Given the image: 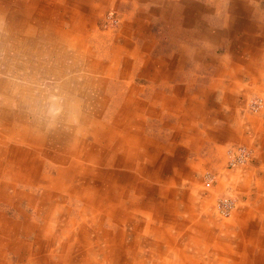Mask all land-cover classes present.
<instances>
[{
  "label": "crops",
  "instance_id": "crops-1",
  "mask_svg": "<svg viewBox=\"0 0 264 264\" xmlns=\"http://www.w3.org/2000/svg\"><path fill=\"white\" fill-rule=\"evenodd\" d=\"M108 1L0 0V14L10 20L15 46L46 49L58 65L69 54L87 87L101 65L90 59V49H78L81 37L100 29L101 7ZM148 1L132 0L120 46L105 49L119 62L101 70L109 72L106 86L114 81L120 87L117 95H107L118 100L107 109L116 110L114 116L108 119L105 110L88 103L105 80H98L92 95L79 94L84 99L77 122L52 131L30 125L25 114L12 126L18 111L0 108V264H199L188 256L187 246H195L197 253L202 246L205 255L225 253L214 258L218 264H264V204L244 211L237 241L228 236L214 244L218 235L213 237L200 219L195 200L183 184L172 187L179 181L173 176L186 172L181 159L197 155L191 164L199 167L222 160L228 144L242 142L253 153L259 149L246 134L258 129L257 122L246 127L239 118L244 101L264 83V15L248 9L251 0H226L224 12L207 11L202 3L193 11L195 0H179L175 14L166 7L146 14L137 3ZM168 12L174 14L168 23L182 35L178 46L166 51L170 38L163 31L157 44L144 32L150 27L145 17ZM133 37L139 44H132ZM99 98L104 107V95ZM50 190H55L53 203L46 202ZM34 191L46 198L32 199Z\"/></svg>",
  "mask_w": 264,
  "mask_h": 264
},
{
  "label": "rangeland",
  "instance_id": "rangeland-1",
  "mask_svg": "<svg viewBox=\"0 0 264 264\" xmlns=\"http://www.w3.org/2000/svg\"><path fill=\"white\" fill-rule=\"evenodd\" d=\"M155 1V2H152ZM171 1V2H170ZM174 1V0H173ZM177 0L176 3L172 2V0H151L147 3H137L138 7L148 14V11L152 8L157 9H164L165 7L167 9H170L171 12L175 14V11L180 10V6H182ZM194 1V0H191ZM226 0H195L192 3V9L195 10L197 4L202 3V5L206 8L207 11H215L219 9L221 12H224L227 10L226 3H224ZM251 0L250 5L248 6V9L251 11L255 10L257 16L264 15V0ZM132 0H129L128 3L125 4V2L120 0H112L108 1L104 4L101 9H103L102 12H100L99 21H98V27L100 28L97 30L94 34L96 35H84L82 39L81 47L78 49L79 51L82 50H88L90 49L91 54H88L90 59H95L94 62H97L101 65V68L98 69V73H93L91 82L87 87L85 82H82V86L79 89V94L85 93V95H92L91 91L93 92L94 85H98V80H105L103 83L101 82V90L97 94H93V97L88 103L91 105V109L96 105L99 110H105L103 115L106 116V118H111L114 116L116 110H107L108 107L111 105L113 106L115 101L118 100H110L107 98V95L109 92H111L113 95H117L119 91V85L118 83L111 81L108 86H106V80L110 79V76L107 74L108 71H105V73H102L101 70L104 68L107 70L111 66H118L119 62H117L113 58V54L105 53V49L110 48L111 46H120V37L124 35L121 31L124 28V25L128 22V14L131 12V7H133ZM195 5V6H193ZM203 7V8H204ZM190 10V7H188ZM162 12V11H161ZM174 14H170L168 12L165 13V15H156V16H147L145 17L146 23H149L150 27L146 28L145 35L152 36L153 40L155 41V44L159 41L158 33L166 34L170 41L165 38H162L161 40L163 43L167 42L169 45L167 46L166 51H169L170 49H174L178 46L177 44V38L178 36L182 35L179 28L175 27L174 25H170L168 22H171L170 19L174 20ZM168 17V18H167ZM261 18H259L260 20ZM151 23V24H150ZM164 25H170L169 27H164ZM164 33H163V32ZM96 36V39L94 37ZM164 39V40H163ZM102 40V43L101 41ZM139 40L137 37L132 38V44L135 42L139 44ZM140 46V45H138ZM61 46H59V55L64 54V51L61 53ZM93 52H92V51ZM68 52V49H67ZM65 52V54L67 53ZM78 51H74L75 54H77ZM68 54V53H67ZM73 60L70 58V55L68 54L67 58L64 60L61 59L59 62V66L61 67H71L73 70L80 71L79 68L72 65ZM79 64V63H78ZM80 65V64H79ZM119 69V68H118ZM117 69V70H118ZM117 75V74H116ZM99 87V86H98ZM257 87H259L257 85ZM254 94L251 93V96L248 97L244 101V109L241 110L240 121L243 126H252L256 127L254 125V121L258 124V129L256 131H250L248 133L246 131L247 136H250L251 142L256 146L259 147L257 152L253 153L252 151H246L245 145L242 144V142H237L233 144H228L223 148L224 157L222 160L219 161H212V162H203L204 164H200V166L196 167L195 164L192 165L191 162H196L197 159L195 157L197 155H194L193 157L187 158V160H182L185 167L184 174H176L173 176L176 181L172 187L174 189H179L181 185L186 188L189 195L195 200V204L198 207V211L200 213V219H202L205 223L209 225V230L213 233V237L218 235V242L216 241L214 244H220L223 241V238L231 237L233 240L237 241L235 235L239 234V225L240 222L246 217L244 214V211L247 210L248 207H251V209H257V207H262L264 204V140L261 138L264 136V83L262 84V87H259L257 89H254ZM79 95V96H80ZM104 95L105 106L103 107L101 105L102 98H99L100 96ZM84 97H81V100L83 102ZM263 103V106L259 105V107L255 110H247L246 105L252 104L255 102ZM10 110V108L8 109ZM18 111L17 113L19 115L12 117V122L10 125H16V121H21V114H25L22 110L12 109ZM82 110H90L88 107H83ZM245 113V114H244ZM248 114L247 116H245ZM26 115V114H25ZM101 115V114H100ZM102 117V115H101ZM102 119H105L102 117ZM254 119V120H251ZM151 121V120H150ZM31 124H34L33 121H31ZM253 124V125H252ZM256 124V125H257ZM260 126V127H259ZM67 129V128H66ZM67 131V130H65ZM148 135L155 136V134L152 133L151 130L146 129ZM257 133V134H256ZM4 135V134H2ZM8 136V134H6ZM168 135V134H167ZM1 136V134H0ZM261 136V137H258ZM180 159V158H178ZM16 170L14 169V176H16ZM184 177V178H183ZM182 178V179H181ZM185 179V180H184ZM180 180H183L181 183ZM256 181H258L256 183ZM245 187V190L241 189V186ZM259 188L262 189V191H259ZM40 194L41 191H43L40 188ZM39 191H37L39 193ZM50 196L40 197L36 196V191H34V194H32L31 198L36 199L38 197L41 201V199L46 198V202H54V191H49ZM190 197V198H191ZM31 212V211H29ZM66 212V211H65ZM243 212V213H241ZM13 213V210L10 212L4 214L3 218H6L7 216H10ZM260 212L256 213L254 216L259 217ZM63 215L59 217V221L61 220ZM71 217V215H70ZM256 225H259V221ZM66 222H63L61 226L64 227V224ZM244 224L254 225V222H243ZM61 229V228H60ZM232 230V233H225L228 232L227 230ZM176 230V229H173ZM62 231V230H61ZM172 232V229H171ZM226 241V240H225ZM180 242V238L177 239V243ZM235 244V242L233 243ZM148 249V247H146ZM187 254L188 256H191L193 258H196L199 262V264H202L203 262V256L206 257L205 264H213L214 258L221 257L222 254L225 253H217L214 251H208L206 255L202 252L204 249L202 246H200L201 252L197 253L195 246L189 247L187 246ZM232 249V248H230ZM204 254V255H203ZM13 253L10 251L8 256L11 257ZM218 264V263H214Z\"/></svg>",
  "mask_w": 264,
  "mask_h": 264
},
{
  "label": "clouds",
  "instance_id": "clouds-1",
  "mask_svg": "<svg viewBox=\"0 0 264 264\" xmlns=\"http://www.w3.org/2000/svg\"><path fill=\"white\" fill-rule=\"evenodd\" d=\"M10 36L7 20L0 14V108L22 109L47 131L77 122L82 73L59 66L46 49L15 46Z\"/></svg>",
  "mask_w": 264,
  "mask_h": 264
},
{
  "label": "bare ground",
  "instance_id": "bare-ground-1",
  "mask_svg": "<svg viewBox=\"0 0 264 264\" xmlns=\"http://www.w3.org/2000/svg\"><path fill=\"white\" fill-rule=\"evenodd\" d=\"M19 13V12H18ZM6 18V20H7V24L9 25V19L7 18V17H5ZM29 20H31V19H29ZM55 20V19H54ZM25 21V20H24ZM39 21V20H38ZM56 21V20H55ZM29 23V22H28ZM42 23V22H41ZM38 24V23H37ZM35 26H37V25H35ZM40 27L42 26V24L41 25H39ZM15 27V26H14ZM40 27H38V28H40ZM49 27V26H48ZM17 38V37H16ZM40 38V37H39ZM59 39H60V37H59ZM47 42V41H46ZM53 43V42H52ZM70 47V46H69ZM116 47V46H115ZM51 48V47H50ZM110 49V48H109ZM108 50V49H107ZM121 51V50H120ZM54 54V53H53ZM61 56V55H60ZM118 57H120V56H118ZM122 57V56H121ZM114 59H115V57H114ZM117 60H118V58H117ZM58 61V60H57ZM93 65V64H92ZM74 66V65H73ZM98 88H100V87H98ZM95 89V88H94ZM99 90V89H98ZM95 92V91H94ZM85 100H89V99H85ZM134 100V99H133ZM86 102V101H85ZM261 106H263V103H261ZM85 107V106H84ZM91 107V106H90ZM95 107V106H94ZM134 107H135V105H134ZM250 109L251 110H253L251 107H250ZM2 110H3V107H2ZM90 111V110H89ZM87 114H89V112L87 113ZM90 118V117H89ZM124 119V118H123ZM104 120V119H103ZM81 121V120H80ZM83 122V121H82ZM31 123V122H30ZM103 123V122H102ZM81 124V123H80ZM32 125V124H31ZM88 126V125H87ZM119 126V125H118ZM120 127V126H119ZM122 127V126H121ZM79 128V127H78ZM101 128V127H100ZM99 132V131H98ZM61 133V132H60ZM94 133V132H93ZM102 134V133H101ZM125 134V133H124ZM74 135V134H73ZM77 135V134H76ZM100 135V134H99ZM122 135V134H121ZM126 135V134H125ZM86 136V135H85ZM101 136V135H100ZM115 136V135H114ZM104 137V136H103ZM106 137V136H105ZM92 138V137H91ZM117 138H118V136H117ZM122 138V137H121ZM127 138V137H126ZM8 139V138H7ZM135 139V138H134ZM133 139V140H134ZM97 140V139H96ZM132 140V139H131ZM95 141V140H94ZM29 142V141H28ZM34 142V141H33ZM73 142H74V140H73ZM80 142V141H79ZM86 142V141H85ZM91 142V141H90ZM99 142V141H98ZM23 143V142H22ZM21 143V144H22ZM92 143H93V141H92ZM96 143H97V141H96ZM50 144H52V143H50ZM53 144H54V142H53ZM72 144H74V143H72ZM102 144V143H101ZM12 145V144H11ZM84 145V144H83ZM88 145V144H87ZM107 145V144H106ZM26 146V145H25ZM95 146H96V144H95ZM83 147V146H82ZM20 148V147H19ZM108 148V147H107ZM60 149V148H59ZM88 149V148H87ZM101 149H103V148H101ZM26 150V149H25ZM82 150H83V148H82ZM120 150H121V148H120ZM120 150H119V153H120ZM48 151V150H47ZM62 151V150H61ZM18 152V151H17ZM49 152V151H48ZM47 152V153H48ZM99 152V151H98ZM108 152V151H107ZM106 152V153H107ZM31 153V152H30ZM68 153V152H67ZM71 153V152H70ZM100 153V152H99ZM109 153V152H108ZM112 153V152H111ZM118 153V152H117ZM101 154V153H100ZM65 155H66V153H65ZM89 154L87 153V156H88ZM32 156V155H31ZM86 156V157H87ZM36 157V156H35ZM31 158V157H30ZM59 158V157H58ZM111 158V157H110ZM98 159H100V158H98ZM105 159H107V158H105ZM116 159V158H115ZM38 160V159H37ZM104 160V159H103ZM108 160V159H107ZM106 161V160H105ZM113 161V160H112ZM29 162V161H28ZM73 162V161H72ZM114 162V161H113ZM39 163V162H38ZM104 163V162H103ZM108 163V162H107ZM84 164V163H83ZM111 164H112V162H111ZM38 165V164H37ZM107 165V164H106ZM105 165V166H106ZM4 166V165H3ZM41 166H42V163H41ZM88 166V165H87ZM86 166V167H87ZM104 166V165H103ZM92 168V167H91ZM105 168V167H104ZM120 168V167H119ZM55 169V168H54ZM84 169V168H83ZM88 169V168H87ZM117 169V168H116ZM97 170V169H96ZM140 170V169H139ZM53 171V170H52ZM131 171V170H130ZM133 171V170H132ZM68 173V172H67ZM138 173V172H137ZM9 174V173H8ZM18 174V173H17ZM72 174V173H71ZM2 175V174H1ZM83 175V174H82ZM7 176V175H6ZM59 176V175H58ZM118 176V175H117ZM127 176V175H126ZM139 176V175H138ZM47 177V176H46ZM60 177V176H59ZM59 177H57V178H59ZM121 177V176H120ZM75 178V177H74ZM80 178V177H79ZM74 180V179H73ZM82 180V179H81ZM58 181H60V180H58ZM67 182V181H66ZM130 182V181H129ZM133 182V181H132ZM131 182V183H132ZM41 183V182H40ZM51 183V182H50ZM62 184V183H61ZM41 185V184H40ZM51 185V184H50ZM53 185H55V184H53ZM52 185V186H53ZM57 185V184H56ZM63 185V184H62ZM42 187V186H41ZM44 187V186H43ZM47 187V186H46ZM62 187V186H61ZM65 187H67V186H65ZM38 189V188H37ZM40 189V188H39ZM55 191V190H54ZM132 191H134V189L132 190ZM90 192V191H89ZM97 193V192H96ZM129 194H131L130 192H129ZM50 195V194H49ZM84 195V194H83ZM92 197V196H91ZM131 197V196H130ZM81 199V198H80ZM91 199H93V198H91ZM129 199V198H128ZM130 200V199H129ZM47 201V200H46ZM134 201V200H133ZM90 202H91V200H90ZM41 203V202H40ZM93 203V202H92ZM89 204V203H88ZM104 204V203H103ZM108 208V207H107ZM39 210V209H38ZM113 210V209H112ZM107 211V210H106ZM112 212V211H111ZM23 213V212H22ZM47 213V212H46ZM39 214V213H38ZM110 214V213H109ZM135 214V213H134ZM21 215V214H20ZM78 225V224H77ZM73 226V225H72ZM37 227V226H36ZM123 228V227H122ZM76 229V228H75ZM116 232V231H115ZM63 235H64V233H63ZM56 237V236H55ZM115 237V236H114ZM37 238V237H36ZM35 239V238H34ZM37 240V239H36ZM41 242V241H40ZM98 242V241H97ZM122 243V242H121ZM123 244V243H122ZM36 245V244H35ZM55 246V245H54ZM121 246V245H120ZM93 247V246H92ZM44 248V247H43ZM35 249V248H34ZM40 249V248H39ZM45 250V249H44ZM37 252V251H36ZM31 253V252H30ZM19 254H20V252H19ZM54 255V254H53ZM52 254H51V256H53ZM27 256V255H26ZM36 256V255H35ZM48 256V255H47ZM33 257V256H32ZM54 257V256H53ZM60 257V256H59ZM28 258V257H27ZM30 258V257H29ZM36 258V257H35ZM7 259V258H6ZM59 259V258H58ZM86 259V258H85ZM11 261V260H10ZM9 261V262H10ZM8 262V263H9ZM12 262V261H11ZM87 262V261H86ZM88 263V262H87ZM76 264V263H75Z\"/></svg>",
  "mask_w": 264,
  "mask_h": 264
},
{
  "label": "built area",
  "instance_id": "built-area-1",
  "mask_svg": "<svg viewBox=\"0 0 264 264\" xmlns=\"http://www.w3.org/2000/svg\"><path fill=\"white\" fill-rule=\"evenodd\" d=\"M259 105H261V101L260 102H255V104L254 103L250 104V107L253 110H255V109H257L259 107Z\"/></svg>",
  "mask_w": 264,
  "mask_h": 264
}]
</instances>
